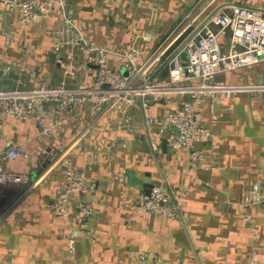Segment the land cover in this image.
I'll use <instances>...</instances> for the list:
<instances>
[{
	"label": "crops",
	"instance_id": "1",
	"mask_svg": "<svg viewBox=\"0 0 264 264\" xmlns=\"http://www.w3.org/2000/svg\"><path fill=\"white\" fill-rule=\"evenodd\" d=\"M232 3L258 8L260 0H63V9L56 5L46 19L26 25L0 3V90L33 85L15 64L41 72L50 84L64 80L54 51L62 11L75 19L90 45L110 52L112 63L134 41L140 66L160 55L149 78L178 41L215 8ZM167 73L159 71L153 81H165ZM85 77L91 81L92 72ZM218 78L264 84V61ZM82 80L69 78L67 84ZM181 104L174 95L153 102L151 110L164 116ZM56 108H44L60 121L52 133H43L35 120L9 117L0 128V151L13 141L28 152L6 163V171L29 179L7 193L0 186V264H249L254 250L264 261V200H248L255 188L264 198V91L240 93L213 109L208 102L201 106L202 124L214 137L201 145L204 160L194 171L188 150L172 151L162 141L152 148L141 103L123 124L115 110L100 117L78 110L65 117L55 114ZM49 147L53 154H44ZM94 157L97 162L87 170ZM70 168L85 169L94 187L95 209L88 219L77 214L76 194L68 218L50 208ZM147 173L154 185L184 193L175 199L181 219L134 209L145 193ZM71 237L75 252L68 249Z\"/></svg>",
	"mask_w": 264,
	"mask_h": 264
},
{
	"label": "built area",
	"instance_id": "2",
	"mask_svg": "<svg viewBox=\"0 0 264 264\" xmlns=\"http://www.w3.org/2000/svg\"><path fill=\"white\" fill-rule=\"evenodd\" d=\"M0 3L9 12L17 13L22 25L46 19L56 5L63 7V0H0ZM215 10L199 30L198 26L207 17L185 36L194 33L169 62L165 81H148L146 76L161 62L160 55L140 66V49L134 41L127 52L116 53V62L112 63L110 52L90 45L75 19L62 11L61 38L54 51L58 55L56 61L63 69L64 80L60 84H50L41 72L15 64L20 77H29L34 83L28 88L0 90V128L9 117L19 121L35 120L43 133H52L60 121L44 112L49 104H56L55 114L65 117H75L78 110L96 117L115 110L121 116L119 124H123L130 110L141 103L152 148L157 150L162 139H166L172 151H189L191 171L196 170L204 160L201 145L214 137L202 124L201 106L208 102L209 108L213 109L218 103L232 100L240 93L264 91L262 83H229L218 78L264 61V0H260L258 8L232 3ZM87 72H92V79L88 82ZM77 76L84 79L81 84L69 86L67 80ZM174 95L182 98L180 106L164 116L153 114V102ZM54 149L49 147L44 154H53ZM26 157L28 152L19 143L6 142L0 151V184L16 186L29 182L28 176L9 173L5 168L6 163ZM96 160L94 157L87 161V170H91ZM93 190L94 187L86 181L85 169L70 168L65 185L57 190L50 208L58 216L68 218L69 206L76 194L80 197L77 214L83 220L88 219L95 209ZM183 194L179 189L168 192L162 185H154L149 194H142L141 202L134 209L142 214L153 213L179 220L182 215L175 199ZM262 199L256 188L248 198L252 204ZM70 239L69 249L74 252V242ZM262 245L264 248V242ZM257 257L254 250L249 264H264Z\"/></svg>",
	"mask_w": 264,
	"mask_h": 264
},
{
	"label": "water",
	"instance_id": "3",
	"mask_svg": "<svg viewBox=\"0 0 264 264\" xmlns=\"http://www.w3.org/2000/svg\"><path fill=\"white\" fill-rule=\"evenodd\" d=\"M216 11V10H215ZM214 11V12H215ZM214 12H212L211 14H209L207 16V18L198 26L197 30H199L205 22H207L210 17L214 14ZM196 30V31H197ZM194 34V33H193ZM191 34L190 36L186 37L180 44L178 47H176L173 52L165 59V61L159 66L158 70L153 74L151 75L149 78H148V81H152L154 79V77L158 74L159 71L163 70V69H166L168 70V65H169V62L176 56V54L183 48V46L185 45V43L188 41V39L193 35ZM162 144L164 146H166L167 144V141L166 139H162ZM1 187H3L5 189L4 192L7 193L8 189H10L11 187H16V186H12V185H2L0 184ZM154 184L151 182V178H150V174L147 173L146 176L144 177V183H143V188H144V191L146 194H149L151 189L153 188ZM20 187V186H18Z\"/></svg>",
	"mask_w": 264,
	"mask_h": 264
},
{
	"label": "rangeland",
	"instance_id": "4",
	"mask_svg": "<svg viewBox=\"0 0 264 264\" xmlns=\"http://www.w3.org/2000/svg\"><path fill=\"white\" fill-rule=\"evenodd\" d=\"M184 38H185V37H184ZM182 39H183V38H182ZM182 39H181V40H182ZM181 40L178 41V43L181 42ZM178 43L176 44V46L178 45ZM167 56H168V55H167ZM167 56H166V57H167ZM71 238H72V237H71ZM72 239H73V238H72ZM70 240H71V239L68 240V249H69V243H70ZM73 242H74V246H75V240H74V239H73ZM69 250H70V249H69ZM75 251H76V248H75ZM75 251H74V252H75ZM70 252H71V251H70ZM257 259H258V257H257ZM259 261H260V260H259Z\"/></svg>",
	"mask_w": 264,
	"mask_h": 264
}]
</instances>
